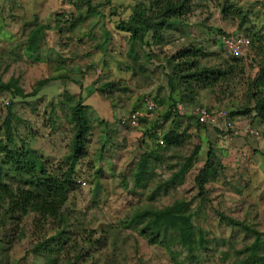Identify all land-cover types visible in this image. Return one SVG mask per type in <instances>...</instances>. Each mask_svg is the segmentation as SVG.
I'll return each mask as SVG.
<instances>
[{"label":"rangeland","instance_id":"1","mask_svg":"<svg viewBox=\"0 0 264 264\" xmlns=\"http://www.w3.org/2000/svg\"><path fill=\"white\" fill-rule=\"evenodd\" d=\"M229 1L248 10L246 21L241 22L238 16H223L219 8L223 0H193L184 21L164 26L157 34L151 35L149 32L147 39L152 46L146 47L131 41L128 34L116 30L114 24L130 17L132 5L142 3L147 6V0H90L91 4L99 5L92 14L85 13L86 6L81 0H0V80L17 78L20 88L28 92L38 80L50 79L37 90L34 97L26 98L24 102L20 97L0 93V148L6 146L15 149L25 145L32 149L47 169L63 168L67 163L66 156L73 134L69 122V108L73 100L64 97V94L75 93L70 95L76 100L78 94L80 96V87L85 84L92 93L94 86L103 90L100 96L108 102L103 105L97 98L86 100V114L92 127L85 156L78 162L79 167L87 173V187H76L63 204L60 213L64 215V221L48 219L43 225L46 235L52 234L58 226H64L69 233L66 246H87L92 257L86 259V264H228L232 260L242 259L254 238L253 233L227 225L217 213L242 221L251 229L263 233L264 172L259 171L257 165L261 169L264 161L258 160L264 157L256 159L255 150L252 152L254 140L249 137L245 139V134L244 139L238 141L239 144H233L240 149L248 145L251 150L234 151L231 158L245 165L241 177L230 174L226 168L223 169L225 172L218 170L216 180L205 184V198L191 200L189 211L192 213L194 232H201L204 239V246L194 251L193 257L173 242L168 246L149 243L139 234L140 225L137 228L120 226L134 211L149 204L161 208L174 199L192 197L196 193L193 178L205 159L208 146L214 151L217 162L226 161V156H221L220 147L223 146L217 141V138L226 135L225 131H217L210 125L197 129L193 119L188 117L171 115L165 120L158 115L163 114L169 103L166 75H171L172 67L167 57L176 49L187 45L203 47L210 55L202 58L201 63L216 64L222 57H229L220 41L221 37L248 34L253 48H246L244 56L249 57L245 62L258 60L259 55H254L253 51L260 43L264 49V0ZM13 2L14 7L8 12ZM57 15L61 16L58 20L55 18ZM81 16L86 18L79 22L78 17ZM43 22L50 25L57 23L58 26L44 31L36 59L27 58L20 48L14 49L16 40L25 37L27 28ZM146 49L152 51L148 53ZM10 51L16 56H10ZM236 81L232 79L227 82V93L231 91V95L227 94L221 101H215L214 95L209 94L206 102H203L204 99L202 102L197 100L190 106L220 107L229 112L231 105L237 106L238 103V109L244 99L246 84ZM144 95L163 101L162 105L157 103L151 116L157 117L154 119L157 124L163 123V133L176 128L178 123L177 132L188 133L179 150L164 152L154 147L157 141L148 133H152L154 122L144 124L141 121L137 126L140 129L133 132L119 126V131L114 128L117 118L138 108ZM111 110L113 115L110 120L107 117ZM7 117L11 127V143L6 142L3 129ZM247 117L240 115L239 118L252 124L254 118ZM176 120L178 123L174 122ZM244 129H240L242 134ZM217 133L221 134L220 137H217ZM225 139L230 141L227 137ZM195 147L194 161L185 171L181 182L165 186L163 182ZM146 148L155 150L159 160L151 161L152 170L145 176L144 186L133 188L135 164ZM243 151L246 152L244 155L241 154ZM2 157L3 153L0 152V167L6 171L7 167L1 163ZM153 157L155 159V155ZM169 165H172V170L168 169ZM97 169L98 174L93 175ZM6 173L13 177L8 181L20 182L16 174ZM150 195L154 197L151 202L147 199ZM32 218V214L22 217L20 224L25 232L31 230ZM8 228L9 224L0 227V264L47 263L44 257L29 252L41 230L33 233V239L12 238L8 244L5 242L11 238ZM85 237L89 238L90 245L83 242ZM261 238L263 240L257 248L260 249V256H264V233ZM261 261L255 259L251 263L259 264ZM56 264H62V261Z\"/></svg>","mask_w":264,"mask_h":264},{"label":"trees","instance_id":"2","mask_svg":"<svg viewBox=\"0 0 264 264\" xmlns=\"http://www.w3.org/2000/svg\"><path fill=\"white\" fill-rule=\"evenodd\" d=\"M81 1L86 6L85 13L90 12L92 14L91 12L99 7L98 4H91L90 0ZM147 2V6L142 3L132 5L130 17L127 20H119L114 24L115 29L128 34V38L131 41H137L140 45L146 47L152 46L147 39L149 32H151V35L157 34L158 30L164 26L172 23L181 24L184 21L186 11H190L191 6H193V0H147ZM13 7L14 2L9 5L7 11L11 12ZM219 8L223 16H227V14L232 15V17L238 16L241 22L246 21L248 10L240 4L223 0ZM262 15L264 18V8ZM59 17L61 16L57 15L55 18L58 20ZM85 18L81 16L80 18L78 17V20L80 22V19ZM23 23L24 21H22ZM57 26V23L50 25L47 22L37 23L27 29L23 26L27 32L23 39L16 40L14 49L15 47L17 50L20 48L27 58L33 57L36 59L37 53L39 52V42L44 37V31ZM241 36L248 38V34ZM248 40L249 44L247 49L248 47L253 48V43L249 38ZM247 49L245 48L239 55L227 53L229 57H222L216 64L208 65L202 64L201 59L210 55V53L200 46L187 45L183 48L176 49L174 53L168 55L167 61L171 63L172 67L171 75H166L169 103L165 112L158 116L165 120L171 115L192 118L197 129L203 128L205 125L197 122L195 114H193L194 117L187 114V112L194 113L195 111L194 106L190 105L193 102H197L199 94L202 91H208L210 95H214L215 101H221L227 94L231 95V91L227 93V82L232 79H237L236 83L246 84L245 89H243L244 99L239 103L238 109L229 112L226 111L227 117L232 119V116L235 115H241L244 118L250 116V118L256 117L264 122L263 44L260 43V45H257L253 51L254 55H259L258 60L251 59L250 63L245 62V59L249 57L244 56ZM146 50L148 53L152 51V49ZM11 55L16 56L15 53L10 51ZM246 63L248 64L247 66ZM49 80L48 77L38 80L36 86L31 91L24 92L18 85L17 78L9 77L6 81L0 80V93L6 92L13 97H20L23 101L26 98L34 97L37 90ZM225 83L226 87H224ZM92 90L99 95H103V90L98 89L96 86ZM64 97L73 100L69 108V122L72 124L73 134L66 156L67 163L63 165V168L47 169L32 149L25 145L15 149H10L6 146L0 148V152L3 153L1 163L7 167L6 171H3L0 167V227L9 224L8 234L11 238H7L5 241L8 244L12 238L19 240L23 238L33 239L35 237L33 233L35 234L36 231L41 230V233L37 235L36 242L33 243L29 252L44 257L47 261L45 264H56L59 260L62 261V264H86V259L92 257L89 254L90 249L87 246L83 247V245H80V248L75 245L73 247L66 246L69 241V233L64 226H58L50 235H46L43 229V225L48 219L53 220L58 218L60 222L64 221V215L60 213L63 204L74 193L76 187H87V173H85L81 166L79 167L78 161L85 156V147L92 124L86 114V107L83 105L79 94L76 100H74L73 95L68 93H65ZM150 98L145 95L141 98L139 103L140 105L143 104L142 108H144V101ZM152 102L154 103L153 111H155V107L158 104L162 105L163 103V101L156 99H153ZM177 105H181L182 107L183 112L181 114L177 112ZM198 106L201 107L203 105ZM133 111H135V108L120 116L117 125H121L119 123L120 120ZM141 121L143 122L141 119L138 122L140 123ZM154 123L152 133H148L153 140L160 137L159 139H161L162 144L159 145L155 142L154 147H159L157 149L161 151L170 152L172 150L173 152L174 150H179V147L183 145L189 136L184 131L179 134L176 128H171L167 133L157 136L155 128H161L163 123L157 124L156 120ZM211 127L217 131H225L226 135L231 132V129H220L218 125ZM235 127L238 129L237 126ZM3 129L6 142L11 143V127L8 117L4 121ZM244 134L246 132H243ZM226 135H223V138ZM247 135L253 136L252 134ZM196 149L195 147V150L185 158L184 162L178 165V169L172 172L170 177L163 182L165 186H172L181 182L185 171L190 168L194 161ZM152 155H155V159ZM158 156L155 150H148L147 148L141 152L132 174L133 188L144 186V182L146 183L145 176L149 175V171L152 170L150 163L152 160H159L156 158ZM171 166H168L169 170H172ZM217 166L216 155L211 147L208 146L205 152V159L193 178L192 183L196 188V193L192 197L188 199H174L169 205L161 208L149 204L134 211L128 219L121 222L120 226L124 228H137L140 225L138 227L139 234L145 237L149 243L168 246L173 242L181 246L190 257H193L194 251L204 246V239L201 232H194L192 213L189 211V205L191 200L197 197L205 198V184L215 179L218 173ZM6 172L16 174L20 182L13 183L8 181V179H12L13 177ZM98 172V169L95 170L93 175H97ZM81 181L84 183L83 185H80ZM147 199L151 202L154 197L150 195ZM29 214L33 215L30 224L31 230L25 232L20 222L22 217ZM217 214L220 215L227 225L232 227L236 226L244 231H250L254 235L251 244L245 251V256L242 259L232 260L228 264H252L251 262L255 259H261L262 261L259 264H264V256H260V249L257 248L258 243L263 240L261 235L264 231L261 233L251 229L242 221L224 216L220 213ZM84 241L90 245L88 237H85ZM167 250L170 249L167 248Z\"/></svg>","mask_w":264,"mask_h":264},{"label":"crops","instance_id":"3","mask_svg":"<svg viewBox=\"0 0 264 264\" xmlns=\"http://www.w3.org/2000/svg\"><path fill=\"white\" fill-rule=\"evenodd\" d=\"M98 69V68H97ZM99 70V69H98ZM69 94H75V93H69ZM80 96H81V100H82V103H83V105L86 107L87 105H86V100H90L91 98L93 99V98H97L98 100H99V102H100V104H103V105H106V104H108V102H106L103 98H101V96L100 95H96V93L94 92V93H92L91 91H90V89H88L87 88V86L84 84V85H82L81 87H80ZM91 99V100H92ZM204 99V101L203 102H206L207 101V99H209V92L208 91H202L200 94H199V97H198V102H202V100ZM149 100H151L152 101V99H149ZM208 102H209V100H208ZM207 102V103H208ZM142 105L143 104H141V105H139L138 106V108H135V110H142ZM180 106V108H181V112H183V110H182V107H181V105H179ZM237 106H238V103H237ZM237 106L235 105V104H232L231 105V111H234V110H236L237 109ZM198 107V104H197V106H194V110H195V108H197ZM217 107V106H216ZM207 108H208V106H207ZM210 108V107H209ZM211 109V108H210ZM216 109H218V108H213V109H211V110H216ZM165 110H166V108H165ZM165 112V111H164ZM163 112V113H164ZM188 115H191V116H193V112H188L187 113ZM112 115H113V111L111 110V113H110V111H109V113H108V117L107 118H110V120H111V117H112ZM194 117V116H193ZM240 117V115H235V116H232V121L234 122V124H235V126H236V124H237V127L238 128H240V129H244L243 127H246V128H250V127H252L251 129L253 130V131H256L257 132V135H254V134H252L253 136H250V135H247V134H245L247 137L245 138V139H248V137L249 138H251V139H253L254 140V143H255V147L253 146V148H252V152L255 150V157H256V159L258 158V157H264V137L262 136V134H264V122L263 121H261L260 119H258V118H254L253 120V122H252V124H249L250 122H248L246 119L245 120H242V119H240L239 118ZM101 118H103V117H101ZM120 117H118L117 118V122H118V119H119ZM151 118V117H150ZM155 118H157V117H153V118H151L150 120L151 121H148L147 123H152V122H154L155 120ZM183 118V117H182ZM123 119V118H122ZM140 121V120H139ZM112 122V121H111ZM174 122H176V123H178L177 122V120L176 121H174ZM143 123L144 124H146V122H144L143 121ZM142 123V124H143ZM143 124V125H144ZM154 124V123H153ZM153 124H152V126H153ZM248 124V125H247ZM139 125V122L137 121L135 124H132V125H124V126H122V125H117V123H115V126L116 127H114V128H117L118 129V126H119V128H125V129H128V130H131V132H133L134 130H139L140 128L139 127H137ZM151 126V127H152ZM164 126V125H163ZM162 126V127H163ZM176 126V129H177V127L179 126V123L177 124V125H175ZM250 126V127H249ZM143 127V126H142ZM150 127V128H151ZM162 127L161 128H155V131H156V134L157 135H162L163 134V132H162ZM207 126H204L203 128H206ZM154 128L152 127V130H153ZM120 129H118V130H116V131H119ZM258 132H259V134H258ZM217 137H220V135L221 134H218L217 133ZM227 137V136H226ZM158 138H160V137H158ZM228 138V137H227ZM261 138H263V139H261ZM230 141L228 142L226 139H225V137L223 138V136L221 137V138H217V141H218V143H219V145H222L223 147H220V151H221V156H226L225 157V160L226 161H222V162H217L218 163V166H217V171L218 170H222V171H224L223 169H225L226 168V170H227V172H230V174H234L235 176H239V177H241V174H243V170L244 169H246V167H245V165H242V164H240L238 161H236V162H234L233 161V159H231L232 158V153L234 152V151H241L242 149L244 150V151H247L248 149H250L249 147H248V145L246 146H243V148L242 149H240L239 147H237V145H235V144H233V143H236V144H239V142L241 141V140H243L244 139V137H243V134H240L239 136H235V137H231V138H228ZM232 140H234V141H232ZM156 141H157V139H156ZM239 141V142H238ZM224 149H225V152H224ZM251 150V149H250ZM243 151V152H244ZM249 151V150H248ZM224 153H226V154H224ZM246 153V152H245ZM258 161H264V158L261 160V159H259ZM260 165H261V163H259ZM249 166H252L251 164L249 165ZM264 163L261 165V169L259 168V165H257V169L259 170V171H261V172H264ZM254 169H255V167H254ZM225 172V171H224ZM218 175V173L216 174V176ZM219 176V175H218ZM217 176V177H218ZM224 176V175H223ZM216 178V177H215ZM216 179H214L213 181H215ZM211 183H212V181H210ZM241 183H243L242 181H241Z\"/></svg>","mask_w":264,"mask_h":264},{"label":"built area","instance_id":"4","mask_svg":"<svg viewBox=\"0 0 264 264\" xmlns=\"http://www.w3.org/2000/svg\"><path fill=\"white\" fill-rule=\"evenodd\" d=\"M222 45L226 48L229 54L231 55H239L242 53V51L247 48L249 44V40L247 37L241 36V35H226L221 37L220 39ZM97 71V69H96ZM154 109V103L147 99L144 101V108L142 110H135L131 112L128 116L120 120L121 125H132L135 124L137 121L141 120H147L150 119L152 116ZM177 112L181 114V108L179 105H177ZM195 118L198 123L203 124L205 126H213L218 125L220 129H231V132L227 134V137H235L240 134H242L240 129H237L235 127L234 122L232 119L227 117V113L224 109L218 108L216 110H211L204 106H198L195 108L194 111ZM243 132H246V134H254L257 135L256 131H253L252 129H244ZM157 143L159 145L162 144L161 139H157ZM244 155L245 153H241ZM84 183L81 181L80 185H83Z\"/></svg>","mask_w":264,"mask_h":264}]
</instances>
